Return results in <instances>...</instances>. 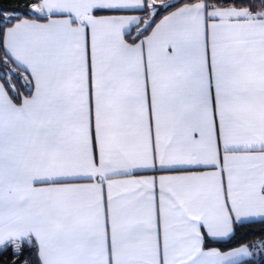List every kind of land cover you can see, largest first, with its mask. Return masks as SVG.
Instances as JSON below:
<instances>
[{
  "label": "snow or ice",
  "instance_id": "1",
  "mask_svg": "<svg viewBox=\"0 0 264 264\" xmlns=\"http://www.w3.org/2000/svg\"><path fill=\"white\" fill-rule=\"evenodd\" d=\"M9 2L0 264L264 256V0Z\"/></svg>",
  "mask_w": 264,
  "mask_h": 264
},
{
  "label": "trees",
  "instance_id": "2",
  "mask_svg": "<svg viewBox=\"0 0 264 264\" xmlns=\"http://www.w3.org/2000/svg\"><path fill=\"white\" fill-rule=\"evenodd\" d=\"M18 3H23V0H10L9 3L6 4V6L8 7H12L15 6ZM261 229H264V223H261L260 221H256L254 223L248 224L246 225L245 228H242L240 230V233H238L237 235H242V234H246L245 235V241L243 242H247V241H256L259 240L261 238ZM215 246V245H213ZM239 246L238 244L234 243V242H228V243H222L220 244V247L225 250L228 251L230 250L232 247H237ZM253 249H251L252 252ZM245 261H249L250 264H264V256H262L261 252L258 256L254 257L253 255H251V257L249 259H246Z\"/></svg>",
  "mask_w": 264,
  "mask_h": 264
},
{
  "label": "rangeland",
  "instance_id": "3",
  "mask_svg": "<svg viewBox=\"0 0 264 264\" xmlns=\"http://www.w3.org/2000/svg\"><path fill=\"white\" fill-rule=\"evenodd\" d=\"M261 250L259 249V247L255 248L252 250V255L254 257L258 256L260 254ZM251 257V256H250Z\"/></svg>",
  "mask_w": 264,
  "mask_h": 264
},
{
  "label": "crops",
  "instance_id": "4",
  "mask_svg": "<svg viewBox=\"0 0 264 264\" xmlns=\"http://www.w3.org/2000/svg\"><path fill=\"white\" fill-rule=\"evenodd\" d=\"M256 221H259V219L257 218V220ZM250 257H245V258H243L244 260H246V259H249Z\"/></svg>",
  "mask_w": 264,
  "mask_h": 264
}]
</instances>
